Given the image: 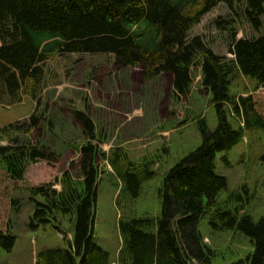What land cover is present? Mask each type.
<instances>
[{
  "label": "trees",
  "instance_id": "obj_1",
  "mask_svg": "<svg viewBox=\"0 0 264 264\" xmlns=\"http://www.w3.org/2000/svg\"><path fill=\"white\" fill-rule=\"evenodd\" d=\"M243 1L0 0V99L19 100L27 89L37 101L27 120L0 128L1 249L11 252L16 245L5 214L9 205L22 209L13 191L25 180L28 166L45 162L53 169L58 163L53 152L32 142L45 120L39 97L46 63L58 55L107 54L122 67H141L145 80L167 74L177 99L189 94L193 70L199 67L201 85L211 95L218 120L214 130L205 118L199 121L201 144L165 174L157 188L159 213L120 219L123 246L118 264H213L217 254L201 232L203 220L214 232L233 231L249 240L252 250L240 263L264 264V215L255 219L247 211L253 200L250 188L230 192L227 177L217 168L219 154L229 164L228 153L242 141L245 130L264 131V110L257 97L231 94L232 77L238 72L264 87V0H246L243 8L257 36L237 38L235 18L216 21L218 29L231 32V59L215 52L202 36H191L220 4L237 12ZM229 113L243 126L235 127ZM74 116L88 139L80 147L81 175L75 179L67 170L60 190L51 182L28 187L35 209L31 227L52 225L69 247L45 249L35 264L110 263L109 253L95 240L98 159L106 155L99 151L92 118L83 111ZM123 158L118 153L110 161L121 182L120 197L137 200L155 172L149 163L124 165ZM60 216L73 221L71 238L58 225Z\"/></svg>",
  "mask_w": 264,
  "mask_h": 264
},
{
  "label": "rangeland",
  "instance_id": "obj_2",
  "mask_svg": "<svg viewBox=\"0 0 264 264\" xmlns=\"http://www.w3.org/2000/svg\"><path fill=\"white\" fill-rule=\"evenodd\" d=\"M245 1L237 7L238 13L220 4L192 29L191 36H202L215 52L233 58L231 32L218 29L216 21L235 18L237 38L257 36L244 16ZM45 72L46 80L39 97L42 100L39 113H45V120L41 132L32 135V142L53 152L58 163L53 169L45 162L30 164L25 180L14 189L13 197L20 199L22 209L17 211L7 206L5 221L16 235V245L11 252L0 248V261L3 264H35L41 251L69 247V241L52 225L31 227L35 209L28 187L51 182L60 190L67 170L75 179L81 175L80 147L88 139L74 112L83 111L94 121L99 151L106 155L98 159L101 178L95 240L109 253V264H118L123 246L120 219L157 215L160 209L157 188L165 174L201 144L199 121L205 118L211 130L216 128L218 120L211 95L201 85L199 67L193 70L194 82L189 94L177 99L167 74L145 80L141 67H122L116 64L114 56L107 54L58 55L46 63ZM231 94L257 97L264 110V87L255 79L236 73L232 77ZM36 106L37 101L27 89L22 90L19 100L0 99V128L27 120ZM229 117L235 127L243 126L234 115L229 113ZM118 153L124 155V165L127 161L149 163L155 172L137 200L120 197L121 182L110 163ZM222 155L218 156V173L227 177L230 192H238L244 185L250 188L253 200L247 211L259 219L264 215V131L245 130L242 141L228 153V165L223 162ZM226 198V192L222 193L221 199ZM59 219L58 225L71 238L73 221L64 216ZM200 229L206 243L217 254L213 264H242L240 261L252 250L249 240L241 234L214 232L206 220L202 221Z\"/></svg>",
  "mask_w": 264,
  "mask_h": 264
},
{
  "label": "crops",
  "instance_id": "obj_3",
  "mask_svg": "<svg viewBox=\"0 0 264 264\" xmlns=\"http://www.w3.org/2000/svg\"><path fill=\"white\" fill-rule=\"evenodd\" d=\"M35 263H36V261H35Z\"/></svg>",
  "mask_w": 264,
  "mask_h": 264
}]
</instances>
